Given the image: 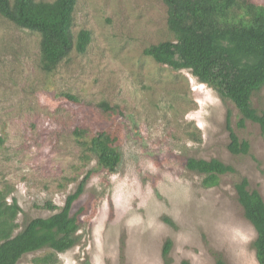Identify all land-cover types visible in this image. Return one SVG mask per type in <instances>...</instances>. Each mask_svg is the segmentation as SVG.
<instances>
[{
	"label": "rangeland",
	"instance_id": "rangeland-1",
	"mask_svg": "<svg viewBox=\"0 0 264 264\" xmlns=\"http://www.w3.org/2000/svg\"><path fill=\"white\" fill-rule=\"evenodd\" d=\"M259 15L264 0L214 5L211 13L220 28ZM81 30L91 37L86 52H72L45 74L39 36L0 16V184L13 189L19 230L52 215L45 203L62 208L92 172L70 213L78 222L76 244L57 256L59 264H163L167 240L172 264H215L217 256L226 264H258L256 234L235 192L245 178L264 202V135L258 126L245 122L239 128L241 116L231 102L189 71L143 55L150 46L174 41L159 0H76L73 38ZM252 106L264 112V87ZM227 122L248 142L247 155L229 153ZM78 129L88 137L103 131L117 137L121 162L113 174L99 169L79 145ZM188 159H216L234 173L205 189L203 176L186 169ZM42 252L17 264H33Z\"/></svg>",
	"mask_w": 264,
	"mask_h": 264
},
{
	"label": "trees",
	"instance_id": "trees-1",
	"mask_svg": "<svg viewBox=\"0 0 264 264\" xmlns=\"http://www.w3.org/2000/svg\"><path fill=\"white\" fill-rule=\"evenodd\" d=\"M159 1L167 8V28L174 41L150 46L143 55L174 71H189L200 83L234 105L241 116L239 128L250 122L264 135V112L252 106V97L264 87V16L259 15L248 24L220 28L211 17L214 5L232 8L238 0ZM75 5L76 0L51 3L0 0V16L18 29L39 36L40 70L52 74L72 52L84 54L91 42L86 30L78 32L75 38L72 36ZM66 98L74 100L68 95ZM102 106L107 109L106 105ZM226 128L229 153L247 155L248 142L240 141L228 122ZM74 135L83 150L96 158L99 169L110 174L116 171L121 162L117 137L109 131L88 137L86 131L79 129ZM185 166L203 176L201 186L205 189L218 186L220 177L234 173L231 166L216 159H188ZM91 174L88 172L74 193L67 196L62 208L45 203L42 208L52 215L33 219L21 230L16 222L21 209L11 197L13 189L0 184V264H17L24 256L41 251L43 255L33 258V264H59L57 256L76 244L78 222L70 213ZM235 192L244 218L256 234L252 244L255 259L258 264H264V202L259 193L249 190L245 178L235 185ZM171 248L172 243L167 240L161 252L163 264H172ZM181 264L190 263L184 260ZM215 264L226 263L217 256Z\"/></svg>",
	"mask_w": 264,
	"mask_h": 264
}]
</instances>
